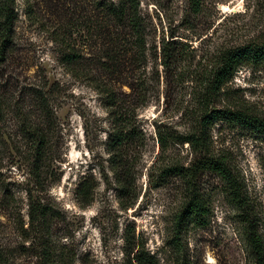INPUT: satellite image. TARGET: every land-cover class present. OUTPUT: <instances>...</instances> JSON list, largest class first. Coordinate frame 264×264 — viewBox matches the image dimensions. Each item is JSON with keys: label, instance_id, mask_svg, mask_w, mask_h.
<instances>
[{"label": "rangeland", "instance_id": "374dc122", "mask_svg": "<svg viewBox=\"0 0 264 264\" xmlns=\"http://www.w3.org/2000/svg\"><path fill=\"white\" fill-rule=\"evenodd\" d=\"M139 1L150 49L145 66L129 80L139 84L144 79L146 100L141 91L122 84L123 78L116 81L134 126L143 133L138 144L124 150L131 187L130 195L124 197L108 147L114 118L104 94L92 77L82 75L83 67L68 71L60 64L48 32L30 19L26 0H15L18 50L13 57L14 78L28 85L43 74L62 87L54 100L44 191L46 200L62 213L54 241L70 252L69 264H131L132 243L127 234H134L136 245L154 255L159 264H255L246 220H252L264 244V130L224 121L213 126L210 154L225 159L239 189L234 193L215 171L202 173L196 184L206 205L203 224L177 226L188 189L183 178L163 170L173 164L187 167L196 158L190 143L179 138L196 126L202 77L221 50L264 42V0ZM195 1H200L198 13ZM173 33L174 39L187 44V55L167 70L161 64L160 42L172 39ZM214 106L243 109L264 119V66H242ZM4 125L0 124L1 129L21 141L26 151L16 118L10 114ZM160 132L168 138L165 145ZM31 177L24 156L11 150L0 152V201L5 194L14 196L9 209L0 206V244L14 245L21 238L10 209L27 222L25 191L33 183ZM84 180L94 187L89 202L77 193ZM37 261L26 255L17 264Z\"/></svg>", "mask_w": 264, "mask_h": 264}, {"label": "trees", "instance_id": "16d2710c", "mask_svg": "<svg viewBox=\"0 0 264 264\" xmlns=\"http://www.w3.org/2000/svg\"><path fill=\"white\" fill-rule=\"evenodd\" d=\"M26 3L30 19L48 32L60 64L68 71L83 67L82 75L92 77L97 89L104 94L114 118V129L108 141L111 162L117 173L120 193L128 197L131 187L126 177L130 174V164L124 162V150L133 143L138 144L143 133L134 126L131 110L118 94L116 81L123 78L125 83L122 84H127L132 91H141L142 100H146L144 79L139 84L129 80L134 77L133 73L145 66L150 49L148 25L140 1L40 0L37 3V0H26ZM199 4L200 1L194 2L196 13L199 12ZM37 10L41 13L37 14ZM41 14L43 17L40 18ZM17 20L15 0H0V124L6 126L7 117L12 114L26 145L25 151L21 141H15L1 126L0 152L11 150L15 155L24 156L29 163L33 183L25 191L27 222L10 209L14 228L21 238L14 245L0 244V264H17L19 260H26V255L36 257V264H69L70 252L54 241L56 224L62 213L44 196L50 167L51 125L55 121L54 100L62 87L59 82L51 83L43 74H39L41 78L33 84L23 85L16 81L12 65L18 50ZM175 37L173 33L172 39L163 38L160 42L161 64L167 70L187 55V44ZM245 65L264 66V42H250L220 51L212 67L202 77L196 126L192 132L179 138L190 143L196 158L187 167L173 164L163 170L166 175L183 178L188 189L176 221L180 229L187 222L203 224L206 221V205L196 184L202 173L215 171L227 180L234 193L239 189V183L225 159L210 154L213 126L224 121L264 130V119L259 116L239 108L214 106L236 72ZM159 137L165 145L168 138L161 132ZM93 190L94 187L84 180L77 193L79 198L89 202ZM12 199V194H5L0 206L9 209ZM246 221L255 264H264L263 239L253 228L255 224L252 220ZM127 240L132 243L128 252L131 264H159L154 255L136 245L134 234H127Z\"/></svg>", "mask_w": 264, "mask_h": 264}]
</instances>
